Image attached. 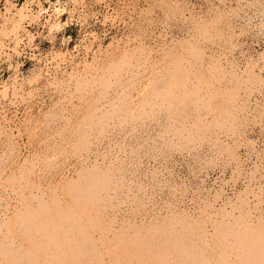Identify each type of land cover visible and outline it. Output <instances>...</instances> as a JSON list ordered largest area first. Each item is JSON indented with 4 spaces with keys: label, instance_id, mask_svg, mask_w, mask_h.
Listing matches in <instances>:
<instances>
[{
    "label": "rangeland",
    "instance_id": "374dc122",
    "mask_svg": "<svg viewBox=\"0 0 264 264\" xmlns=\"http://www.w3.org/2000/svg\"><path fill=\"white\" fill-rule=\"evenodd\" d=\"M21 1L7 8L18 16L0 27L4 43H18ZM107 2L135 32L77 37L83 58L57 43L52 73L2 59L0 264L99 262L112 247L120 257L117 233L175 218L176 228L203 222L214 239L246 215L245 230L264 233V0ZM62 27L51 21L48 36Z\"/></svg>",
    "mask_w": 264,
    "mask_h": 264
},
{
    "label": "bare ground",
    "instance_id": "6f19581e",
    "mask_svg": "<svg viewBox=\"0 0 264 264\" xmlns=\"http://www.w3.org/2000/svg\"><path fill=\"white\" fill-rule=\"evenodd\" d=\"M2 1H3V3H2V5H0V8H4V11H1L2 14L0 15V27L3 26V29H4V27H8L9 25H13L14 21L17 19L16 16H18V15L16 13H14V15H13V12H12V14L8 13L7 8L9 6L10 2H8V0L6 2H5V0H2ZM10 1H14L15 3H17L15 0H10ZM74 1H76V0H74ZM22 3L23 4L21 5V8H20L22 10L21 17L22 16L23 17H25V16L29 17L28 16L29 13L26 14V11L28 10L29 0H25ZM18 4H20V3H17V5ZM12 9H14V8H11V10ZM19 16H20V14H19ZM20 21H21V19H20ZM51 21H53V20H51ZM16 23L18 24V22H16ZM49 23H48V26H49ZM21 25L18 24V26H20V27H21ZM11 28H10V30H11ZM10 32H8L9 35H10ZM12 33H14V31ZM5 34H7V33H5ZM15 34H16V32H15ZM17 34H18V32H17ZM5 36H7V35H5ZM15 42H17V41H15ZM3 46H5L4 39L0 35V47H3ZM6 54H5V56L7 58L8 56ZM16 63H17V66L20 68L21 63H19V60ZM97 63H98V61H97ZM97 73H98V70H97ZM83 78H84V76H83ZM9 86L10 85H8V82L7 83L3 82V85L0 88V93L2 94V97L7 96L8 91H10ZM154 88H156V87L154 86ZM69 94H71V93H69ZM229 111H230V109H229ZM126 140H128V139H126ZM92 177H96V171L92 173ZM89 185H90L89 189L91 190L90 192H92V193L90 194V192H89L88 194H86L85 197L89 198L93 202H95V201L98 202V200H99V197H98L99 193L98 192H100V190L103 189L106 185L105 178H100V179L98 178L96 182L90 183ZM76 195L77 194L74 195L76 202H80L81 201L80 198H83V197L76 196ZM175 219H171L167 222H163L162 224L160 222L159 226L154 224V226L156 225L157 227L156 226H155V228L152 227L153 229L150 228L145 233L143 231H141V229H140L139 233H138L139 235H137L136 237H133L132 239L126 234V232L117 233L118 237L116 240H118L119 242H116V241H114V242L116 245L118 243L121 244L123 256L119 257L117 252L114 251V249H116V248L112 247V250L109 253H105L102 255L103 257L100 258L99 262L97 260H96V262L94 260H92V261H85L84 264H132V263L133 264H255V263L256 264H264V233L260 234V238H258L257 234L262 232L261 230H257L256 227H255L256 230L254 229V227H253V229L251 228V229L245 230L244 226L251 224L250 218L248 216L245 215L243 218H240V219L236 216L228 217L227 223L229 226H226L224 224L223 225L218 224L216 226V233L217 234L214 237V239H211L210 236L207 235L206 231L204 230L203 222H201V221H198L197 223L195 222L196 226H195V224H193L195 226V230H193L192 229L194 227L193 225H192L193 227H191L190 225H188V226L184 225L182 228L179 225L180 227L176 228L175 225L177 226V224H178L177 222H179V221H177V219L176 220ZM174 220H175V223H173ZM242 224H244V226H242ZM38 226H39V224L37 225V227ZM40 227L44 228L42 226V224H40ZM135 227L136 226H134V228ZM242 227L244 228V230H240ZM132 228L133 227H131V229ZM128 229L130 231V228H128ZM39 231L40 230H38V232ZM142 232H143V234H141ZM209 232H210V230H209ZM263 232H264V230H263ZM16 235H18V234H16ZM9 241H10V239H9ZM5 242L6 241H4L3 243H5ZM161 244H162V247L160 248L159 246ZM133 245H138L137 250H138V247H139V250L136 252L132 251L130 248ZM156 249H157V251H155ZM149 251L152 253H148ZM106 255H108L107 256V257H109L108 259H107ZM19 260L23 261V259H19ZM38 260L40 261V259H38ZM43 260L47 261L48 259L44 258ZM138 261H141V262H138ZM262 261H263V263H261Z\"/></svg>",
    "mask_w": 264,
    "mask_h": 264
},
{
    "label": "built area",
    "instance_id": "2783aa9c",
    "mask_svg": "<svg viewBox=\"0 0 264 264\" xmlns=\"http://www.w3.org/2000/svg\"><path fill=\"white\" fill-rule=\"evenodd\" d=\"M15 1L20 3L21 0ZM106 5H109L107 0H32L28 5V13L37 17L24 20L17 34V44V40L5 39L6 45L0 47V70L4 68L2 59L9 53L14 55V64L16 60L20 61L19 70L23 72L26 65L31 66L36 61L46 72L52 73L57 60H52L51 52L57 43L63 51L80 53L83 58L88 52L81 48V44L74 42L77 37H81L80 42L90 39H99L101 42L106 38L117 35L124 37L135 32L127 13L117 17L113 9H106ZM55 19L64 25L51 39L47 32L48 23ZM44 32L46 36L41 37ZM44 42L49 43L47 48L42 47Z\"/></svg>",
    "mask_w": 264,
    "mask_h": 264
},
{
    "label": "crops",
    "instance_id": "0c3cea01",
    "mask_svg": "<svg viewBox=\"0 0 264 264\" xmlns=\"http://www.w3.org/2000/svg\"><path fill=\"white\" fill-rule=\"evenodd\" d=\"M7 0H5V2H6ZM8 2H10V0H8ZM5 4V3H4ZM2 14V12L0 11V15Z\"/></svg>",
    "mask_w": 264,
    "mask_h": 264
}]
</instances>
